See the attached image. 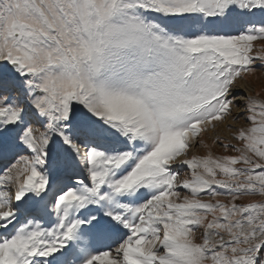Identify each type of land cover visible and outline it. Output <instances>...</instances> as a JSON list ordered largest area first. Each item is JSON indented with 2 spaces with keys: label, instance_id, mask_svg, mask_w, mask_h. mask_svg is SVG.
I'll return each mask as SVG.
<instances>
[{
  "label": "snow or ice",
  "instance_id": "1",
  "mask_svg": "<svg viewBox=\"0 0 264 264\" xmlns=\"http://www.w3.org/2000/svg\"><path fill=\"white\" fill-rule=\"evenodd\" d=\"M258 40L264 0H0V264H264Z\"/></svg>",
  "mask_w": 264,
  "mask_h": 264
},
{
  "label": "rangeland",
  "instance_id": "2",
  "mask_svg": "<svg viewBox=\"0 0 264 264\" xmlns=\"http://www.w3.org/2000/svg\"><path fill=\"white\" fill-rule=\"evenodd\" d=\"M255 45L258 49L264 48V40H258L255 42ZM237 97L243 101L247 97H255L260 100H264V73L257 72L254 75L247 76L243 80L237 82ZM243 111V109H241ZM237 112L236 109H233V114ZM225 125H232L231 128L226 127ZM247 127L246 121L241 120H232L231 118L227 119L224 124H219L214 130H210L207 133L203 134L200 139L207 145V147H197L193 146L189 150V156L191 155H204L209 150L214 156L224 155V154H235V153H225L224 149L217 144L213 143V140L219 136L221 140L226 143H231L238 146V142L233 139V135L236 130ZM180 173V178H186L190 176V172L186 167H180L176 169ZM182 191V195H183Z\"/></svg>",
  "mask_w": 264,
  "mask_h": 264
},
{
  "label": "trees",
  "instance_id": "3",
  "mask_svg": "<svg viewBox=\"0 0 264 264\" xmlns=\"http://www.w3.org/2000/svg\"><path fill=\"white\" fill-rule=\"evenodd\" d=\"M258 198V197H257ZM205 199H207V197H205ZM221 199H223V198H221Z\"/></svg>",
  "mask_w": 264,
  "mask_h": 264
}]
</instances>
